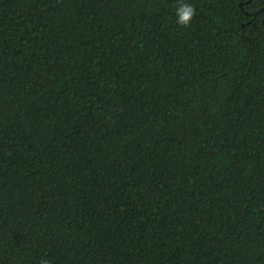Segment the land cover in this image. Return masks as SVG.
<instances>
[{
	"label": "trees",
	"instance_id": "1",
	"mask_svg": "<svg viewBox=\"0 0 264 264\" xmlns=\"http://www.w3.org/2000/svg\"><path fill=\"white\" fill-rule=\"evenodd\" d=\"M0 0V264H264V0Z\"/></svg>",
	"mask_w": 264,
	"mask_h": 264
},
{
	"label": "clouds",
	"instance_id": "2",
	"mask_svg": "<svg viewBox=\"0 0 264 264\" xmlns=\"http://www.w3.org/2000/svg\"><path fill=\"white\" fill-rule=\"evenodd\" d=\"M175 15L177 25L186 29L190 27L195 17L196 9L192 4L186 3L185 0H177ZM39 264H51V262L45 255L40 257Z\"/></svg>",
	"mask_w": 264,
	"mask_h": 264
}]
</instances>
